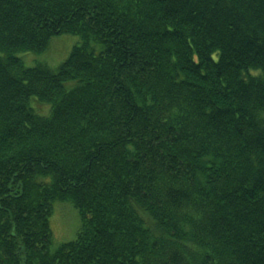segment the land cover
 <instances>
[{"label":"trees","instance_id":"obj_1","mask_svg":"<svg viewBox=\"0 0 264 264\" xmlns=\"http://www.w3.org/2000/svg\"><path fill=\"white\" fill-rule=\"evenodd\" d=\"M0 264H264V0H0Z\"/></svg>","mask_w":264,"mask_h":264},{"label":"rangeland","instance_id":"obj_2","mask_svg":"<svg viewBox=\"0 0 264 264\" xmlns=\"http://www.w3.org/2000/svg\"><path fill=\"white\" fill-rule=\"evenodd\" d=\"M79 43L80 38L77 35H60L53 37L49 47L42 53H21L17 56L26 67L45 64L55 70L67 58L72 47ZM35 102L32 98L30 104L36 111ZM49 223L53 237L51 249H55L60 243L73 240L81 226L78 212L70 202L53 203Z\"/></svg>","mask_w":264,"mask_h":264}]
</instances>
